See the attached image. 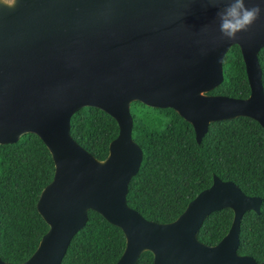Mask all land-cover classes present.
I'll list each match as a JSON object with an SVG mask.
<instances>
[{"label":"water","instance_id":"1","mask_svg":"<svg viewBox=\"0 0 264 264\" xmlns=\"http://www.w3.org/2000/svg\"><path fill=\"white\" fill-rule=\"evenodd\" d=\"M245 3L264 7V0ZM221 7L209 0H0V144L35 133L55 164L37 202L48 231L27 260L0 258V264H62L89 210L124 232L115 264H138L145 251L154 264H264L238 252L242 219L250 210L261 212L262 198L234 181L215 175L166 223L145 218L127 200L144 156L133 138V102L173 108L193 125L198 143L215 121L246 116L264 128V13L237 40L218 42ZM234 44L251 93L210 94L224 81V57ZM88 106L119 125L104 159L71 134L72 116ZM224 208L234 212L229 231L215 245L202 242L204 221Z\"/></svg>","mask_w":264,"mask_h":264},{"label":"trees","instance_id":"2","mask_svg":"<svg viewBox=\"0 0 264 264\" xmlns=\"http://www.w3.org/2000/svg\"><path fill=\"white\" fill-rule=\"evenodd\" d=\"M264 85V47L259 52ZM246 98L251 89L239 45L224 57V81L209 92ZM133 138L144 156L129 183L128 204L145 218L161 223L181 215L188 203L210 187L214 176L234 181L247 195L262 198L261 212L245 213L238 252L264 261V128L250 117L212 122L201 143L193 125L173 108L132 103ZM114 117L97 107H83L71 119V134L97 158L109 154L118 136ZM55 174L52 155L35 133L16 143L0 144V258L13 263L27 260L49 225L37 202ZM234 212H212L198 232L199 239L217 244L229 231ZM126 238L121 228L89 210L87 224L71 240L62 264H115ZM138 264H154L150 251Z\"/></svg>","mask_w":264,"mask_h":264},{"label":"clouds","instance_id":"3","mask_svg":"<svg viewBox=\"0 0 264 264\" xmlns=\"http://www.w3.org/2000/svg\"><path fill=\"white\" fill-rule=\"evenodd\" d=\"M209 2L213 6L224 5L219 9L216 16L219 21L220 35L215 39L218 42L237 40L238 34L247 32L264 13V7L261 3H254L249 7L245 0H209ZM6 3L11 4L13 0H6ZM202 30L206 32L208 28L205 27Z\"/></svg>","mask_w":264,"mask_h":264}]
</instances>
